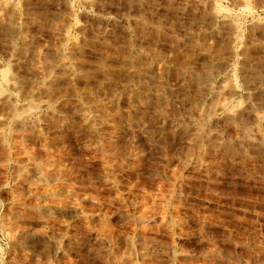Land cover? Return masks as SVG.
<instances>
[{
    "label": "rangeland",
    "instance_id": "374dc122",
    "mask_svg": "<svg viewBox=\"0 0 264 264\" xmlns=\"http://www.w3.org/2000/svg\"><path fill=\"white\" fill-rule=\"evenodd\" d=\"M0 83V264H264V0H0Z\"/></svg>",
    "mask_w": 264,
    "mask_h": 264
},
{
    "label": "bare ground",
    "instance_id": "6f19581e",
    "mask_svg": "<svg viewBox=\"0 0 264 264\" xmlns=\"http://www.w3.org/2000/svg\"><path fill=\"white\" fill-rule=\"evenodd\" d=\"M236 28V27H235ZM15 41V40H14ZM5 73H3L2 75H4L3 77L5 78V79H7V72L6 71H4ZM2 86H1V83H0V94L2 93ZM13 103V102H12ZM13 105H15V104H13ZM17 105V104H16ZM35 105V104H34ZM34 105H32V104H29L28 105V108H29V114L30 115H32L31 113H33V111L35 110V109H37V108H35L34 107ZM13 107V106H12ZM15 108V107H14ZM23 113L24 112H26V110H24L23 109V111H22ZM20 113V112H19ZM24 114H26V113H24ZM24 114H22L21 115V113L20 114H17V112L15 113V115H14V117H13V120H20L21 119V117L24 115ZM25 116V115H24Z\"/></svg>",
    "mask_w": 264,
    "mask_h": 264
}]
</instances>
